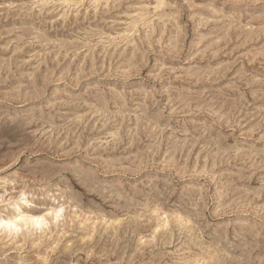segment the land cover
<instances>
[{
  "label": "rangeland",
  "instance_id": "obj_1",
  "mask_svg": "<svg viewBox=\"0 0 264 264\" xmlns=\"http://www.w3.org/2000/svg\"><path fill=\"white\" fill-rule=\"evenodd\" d=\"M0 264H264V0H0Z\"/></svg>",
  "mask_w": 264,
  "mask_h": 264
},
{
  "label": "bare ground",
  "instance_id": "obj_2",
  "mask_svg": "<svg viewBox=\"0 0 264 264\" xmlns=\"http://www.w3.org/2000/svg\"><path fill=\"white\" fill-rule=\"evenodd\" d=\"M28 218H30L29 221L32 223V225L40 223L42 221V218H40V217H30L29 216ZM22 220H24V219L22 217H20L17 222H20ZM17 222H9V223H4V224L6 226H8V227H16L17 226ZM25 224H27V223L25 222ZM9 229H11V228H9Z\"/></svg>",
  "mask_w": 264,
  "mask_h": 264
}]
</instances>
